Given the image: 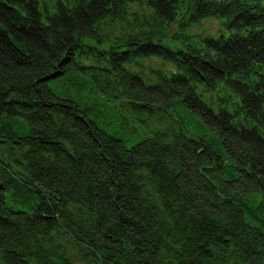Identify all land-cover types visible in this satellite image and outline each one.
<instances>
[{
    "label": "trees",
    "instance_id": "1",
    "mask_svg": "<svg viewBox=\"0 0 264 264\" xmlns=\"http://www.w3.org/2000/svg\"><path fill=\"white\" fill-rule=\"evenodd\" d=\"M0 142V264H264V0H0Z\"/></svg>",
    "mask_w": 264,
    "mask_h": 264
},
{
    "label": "rangeland",
    "instance_id": "2",
    "mask_svg": "<svg viewBox=\"0 0 264 264\" xmlns=\"http://www.w3.org/2000/svg\"><path fill=\"white\" fill-rule=\"evenodd\" d=\"M204 24L209 29H214L216 26V20H206L204 21ZM205 26L203 25V27L198 30L201 32L207 31ZM165 43L172 44L173 47L180 46L177 41L172 39H166ZM205 98H207V96H205ZM168 112L175 119H177L181 123L182 127L188 132L202 135L209 141L215 140V134L210 127L204 124L201 117L188 108L182 101L175 99L172 106L169 107ZM95 113H97L96 119L98 120V123L101 126L104 125L109 132L116 133L121 136L124 143L127 145H131L148 134V128L145 123L134 117L130 110H122L121 107L117 106L114 101H110L106 106H98ZM109 122L110 125H108ZM10 145L11 144L8 142H0V147L3 149V153L7 156L12 153ZM10 201L9 196H7L8 204ZM24 207L27 206H23V208Z\"/></svg>",
    "mask_w": 264,
    "mask_h": 264
},
{
    "label": "bare ground",
    "instance_id": "3",
    "mask_svg": "<svg viewBox=\"0 0 264 264\" xmlns=\"http://www.w3.org/2000/svg\"><path fill=\"white\" fill-rule=\"evenodd\" d=\"M217 19V18H216ZM201 49V48H200ZM198 50V49H197Z\"/></svg>",
    "mask_w": 264,
    "mask_h": 264
}]
</instances>
